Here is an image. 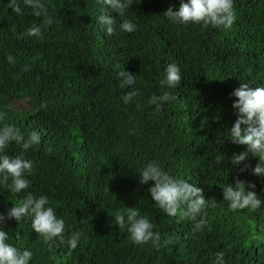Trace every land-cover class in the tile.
I'll use <instances>...</instances> for the list:
<instances>
[{
	"label": "trees",
	"instance_id": "obj_1",
	"mask_svg": "<svg viewBox=\"0 0 264 264\" xmlns=\"http://www.w3.org/2000/svg\"><path fill=\"white\" fill-rule=\"evenodd\" d=\"M18 2L22 15L0 0V125L41 133L25 154L34 164L28 190L48 196L66 230L49 247L30 219L6 220L10 243L29 248L31 264H213L221 249L226 264H264V208L233 211L222 193L240 178L264 197V179L251 174L257 158L250 156L244 171L228 159L246 149L228 139L236 119L232 92L241 82L264 85V0H234L227 30L169 24L163 12L180 0H136L128 12L135 32L117 28L112 35L96 23L100 0H44L54 18L46 27ZM34 24L42 27L39 39L24 35ZM172 62L182 72L181 85L170 90L177 99L155 114L149 97L162 91L163 69ZM123 68L140 92L127 105L121 94L130 88L119 89L115 75ZM15 101L30 110L16 109ZM6 151L21 149L13 143ZM149 160L203 190L204 232L155 206L147 191L154 182L141 184L137 173ZM11 202L18 195L0 185V213ZM126 207L155 225L159 248L135 244L116 225V212ZM73 231L81 233L75 249L67 244Z\"/></svg>",
	"mask_w": 264,
	"mask_h": 264
},
{
	"label": "clouds",
	"instance_id": "obj_2",
	"mask_svg": "<svg viewBox=\"0 0 264 264\" xmlns=\"http://www.w3.org/2000/svg\"><path fill=\"white\" fill-rule=\"evenodd\" d=\"M22 3L31 9L33 15L42 18L43 26L54 22L44 0H22ZM133 3L136 0H100V13L96 16L99 29L107 35L116 33L117 28L121 32L134 33L137 25L128 18ZM8 7L17 15L23 14L18 0H8ZM235 15L234 0H180L178 7L169 6L163 12L171 25L199 24L204 28L223 30L232 27ZM117 16L120 17L119 24ZM24 35L41 38V25L34 24L27 28ZM23 67L24 71L29 70L28 64ZM163 71L164 77L160 81L164 86L162 91L149 97L155 114L161 113L165 104L177 99L170 90L180 86L182 81L181 67L178 64L167 63ZM115 75L119 89L130 88L121 94L122 102L127 105L140 94L135 87L136 76L124 68ZM232 96L236 97L232 104L236 119L228 128V139L235 145H245L246 149L239 153L233 152L228 159L233 167L244 165L241 168L244 171L248 167L246 162L250 156L257 158L256 164L251 167V174L264 179V85L252 87L250 83L241 82L233 90ZM0 119H3V114H0ZM40 141L41 133L35 129L25 136L13 124L0 125V185L6 186L10 194L18 195V202H11L12 206L5 213H0V264H31L33 259V252L29 248L20 249L10 243L9 232L5 231L6 220H15L19 224L30 219L32 231L49 247L64 240L65 220L50 206L48 196L37 195L28 190L31 185L28 177L32 174L34 164L31 159L25 158V154ZM13 143L21 149L14 156L6 151ZM224 159L222 154V157L217 158V163ZM137 173L141 184L154 182L147 191L156 207L170 217L194 220L193 232H204L208 224L205 217L209 200L204 198L200 187L171 174L156 160H149ZM255 188L254 182L237 178L233 184L227 183L223 187V200L227 201L228 208L233 211L262 209L264 197ZM114 220L119 228H127L135 244L151 242L156 248L161 246V233L154 230L155 225L136 208L126 207L125 212L117 211ZM80 236L79 231H73L68 236L67 244L71 249L77 247ZM213 264H226L222 249L215 252Z\"/></svg>",
	"mask_w": 264,
	"mask_h": 264
},
{
	"label": "rangeland",
	"instance_id": "obj_3",
	"mask_svg": "<svg viewBox=\"0 0 264 264\" xmlns=\"http://www.w3.org/2000/svg\"><path fill=\"white\" fill-rule=\"evenodd\" d=\"M13 105L16 109H19V110H26V111H29L30 108H29V105L26 101H15L13 102Z\"/></svg>",
	"mask_w": 264,
	"mask_h": 264
}]
</instances>
